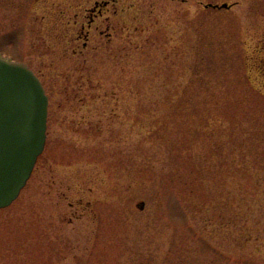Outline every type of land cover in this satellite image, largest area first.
I'll list each match as a JSON object with an SVG mask.
<instances>
[{
    "label": "rangeland",
    "instance_id": "1",
    "mask_svg": "<svg viewBox=\"0 0 264 264\" xmlns=\"http://www.w3.org/2000/svg\"><path fill=\"white\" fill-rule=\"evenodd\" d=\"M93 2L0 0L49 97L0 264H264V0H119L87 38Z\"/></svg>",
    "mask_w": 264,
    "mask_h": 264
},
{
    "label": "water",
    "instance_id": "2",
    "mask_svg": "<svg viewBox=\"0 0 264 264\" xmlns=\"http://www.w3.org/2000/svg\"><path fill=\"white\" fill-rule=\"evenodd\" d=\"M48 107L35 71L24 61L0 55V209L17 199L45 148ZM144 206V201L138 203L140 209Z\"/></svg>",
    "mask_w": 264,
    "mask_h": 264
},
{
    "label": "flooded vegetation",
    "instance_id": "3",
    "mask_svg": "<svg viewBox=\"0 0 264 264\" xmlns=\"http://www.w3.org/2000/svg\"><path fill=\"white\" fill-rule=\"evenodd\" d=\"M119 0H94L93 5L87 8L88 13V22L82 23V28L86 29L85 25H87V34L86 37L88 38V33L91 31V28L94 22L99 18H105L106 22H109L111 19V11H113V15L116 16L119 12V9L115 7L116 3Z\"/></svg>",
    "mask_w": 264,
    "mask_h": 264
},
{
    "label": "trees",
    "instance_id": "4",
    "mask_svg": "<svg viewBox=\"0 0 264 264\" xmlns=\"http://www.w3.org/2000/svg\"><path fill=\"white\" fill-rule=\"evenodd\" d=\"M258 69H259V71H260V73L262 74V76H264V65H262L261 63H259L258 64ZM202 166L204 167L205 165L204 164H202ZM205 168H207V166H205ZM259 182H260V180H258L257 182H255V185L257 184V185H259ZM261 201H262V198H261ZM255 230L256 231H259V229H254V228H252L251 230H247V231H242V233L243 234H246V235H249L250 237H253L254 236V232H255ZM258 237L256 236V239H257Z\"/></svg>",
    "mask_w": 264,
    "mask_h": 264
}]
</instances>
